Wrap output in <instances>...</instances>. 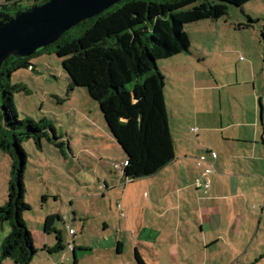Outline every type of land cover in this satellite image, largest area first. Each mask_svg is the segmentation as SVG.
<instances>
[{
  "label": "crops",
  "instance_id": "crops-1",
  "mask_svg": "<svg viewBox=\"0 0 264 264\" xmlns=\"http://www.w3.org/2000/svg\"><path fill=\"white\" fill-rule=\"evenodd\" d=\"M256 13L261 23L264 13ZM202 22L209 23L194 29L200 48L186 26L191 36V53L161 60L160 67L165 77L170 131V108L176 104V112L183 110L181 113L191 120L189 132L195 136L196 148L191 152L189 142L190 147L181 158L173 137L176 159L158 174L130 183L154 179L142 183L145 187L140 185L134 198L135 194L126 193L117 198L115 211L99 213L101 219L95 226L99 233L89 242L83 238L92 227L81 220L77 245L84 255L81 258H89L93 264H138L136 253L146 264H264V31L257 26L239 29L232 21ZM211 62L224 63L228 73L222 72L221 65L216 66L219 72L213 73L209 69ZM207 80L210 90L206 92L203 84ZM203 100L207 101L205 108ZM132 112L127 117H108L128 152L123 151L125 156L120 163H113L114 171L118 170L115 165H124L136 153L141 105L135 104ZM193 128L198 133L194 134ZM203 147L211 151L206 158L216 170L210 175L207 196L195 187V182L204 177L205 165L197 166ZM164 172L169 181L160 183L158 178ZM43 198L46 202L48 197ZM132 209L137 214L130 212ZM78 212L76 209L74 225ZM56 215L62 217L56 211H48L42 217L43 225L47 217ZM66 220L62 217L63 224ZM0 226L1 249L11 228L8 224ZM42 227L45 237H56L55 233L46 234ZM54 229L61 231L57 225ZM32 236L39 250L35 234ZM41 247L50 255L61 253ZM76 251L75 245L74 260Z\"/></svg>",
  "mask_w": 264,
  "mask_h": 264
},
{
  "label": "trees",
  "instance_id": "trees-1",
  "mask_svg": "<svg viewBox=\"0 0 264 264\" xmlns=\"http://www.w3.org/2000/svg\"><path fill=\"white\" fill-rule=\"evenodd\" d=\"M33 1L30 8L49 0ZM253 1L256 0H126L80 23L31 57H11L3 63L0 71V150L10 158L12 169L8 199L0 207V224H8L11 228L0 249V264L7 259L14 264H31L37 254L25 220L30 205L25 200L24 174L28 161L22 145L33 140L41 150L44 139L51 142L48 130L56 142L60 139L52 126L43 124L47 122L45 119L40 123L20 119L13 97L20 91L27 92V88L12 85V75L21 69L33 71L32 58L53 53L62 59L70 91L86 89L107 117L131 116L134 105H141L136 153L124 164L122 172L125 182L133 183L158 174L176 159L165 100V77L158 62L191 53L187 25L225 19L230 7L242 9ZM20 2L6 0L2 3L0 19L13 18L30 9L22 8ZM246 18L247 22L238 24L237 28L251 29L259 23L248 15ZM55 146L62 148L64 143ZM210 153L203 151L201 157ZM59 222L63 223L62 217L56 215L47 217L44 223L46 234H56L52 252L65 251L69 245L64 247L63 231L54 229ZM136 260L138 264H146L137 253Z\"/></svg>",
  "mask_w": 264,
  "mask_h": 264
},
{
  "label": "rangeland",
  "instance_id": "rangeland-1",
  "mask_svg": "<svg viewBox=\"0 0 264 264\" xmlns=\"http://www.w3.org/2000/svg\"><path fill=\"white\" fill-rule=\"evenodd\" d=\"M4 2L6 0H0V5ZM20 5L24 9L30 8L34 5V1L21 0ZM230 9L229 16L220 20L221 23L225 21L227 23L232 21L235 24L247 22L246 15L248 13H251L252 15H248L256 21V12L264 13V0L253 1L242 9L236 7H230ZM262 18L261 23L259 21L254 25L260 31H264V17ZM203 23L209 22L187 25L198 48H200L201 42L195 35L194 29ZM261 40L264 46L263 37ZM30 63L34 68L33 71L21 69L12 75V85H23L27 88V92L20 91L13 97L16 111L20 119L27 118L36 123L45 119L47 122L43 124L52 126L57 137L60 138L56 142L53 133L48 130L51 142L44 139L41 150L36 147L33 140L22 145L28 161L24 174V184L27 189L25 200L30 205V211L25 217L29 230L35 234V239L38 240L36 246L39 248V250L37 249L38 254L31 264H75L73 251L66 246L72 243L77 246L76 264H93L89 258H81L83 254L77 245L81 239V220L84 219V222L89 224L88 228L92 227L89 235L85 234L83 238L89 242L91 237L94 238L99 233L95 228L97 221L101 219L98 216L99 213L115 211L117 198H120L124 193L128 196L135 194L132 196L134 198L140 185L145 187V184L142 183L154 179L138 181L132 185L125 182L121 170L114 171L113 163H120L121 160H124L123 151L128 153L127 148L122 145L121 138L117 136L113 128V121L102 113L99 104L92 100L88 91L84 88H75L74 91H70V82L63 69L61 58L53 53L43 54L32 58ZM211 64L209 69L217 74L219 69L216 66L219 68L221 64L216 65L214 62ZM162 66L163 61H159L158 68L160 69ZM221 68L223 73H228L224 63ZM206 73L210 74L209 71ZM208 82L209 80L203 84L207 88L206 92L210 90ZM167 86L172 97L174 93L170 81L167 82ZM213 92L211 91V93ZM216 95L215 99L213 98L215 104ZM206 105L207 101L203 100L204 108ZM172 107L175 110L170 108L171 132L178 148L176 153L182 158L185 149L190 147L189 142L191 152L194 151L196 139L189 132L191 120L188 115L182 114L183 110L176 112L178 109L176 104H173ZM60 142L64 143V147L57 148L55 145ZM199 159L200 157H198L197 163ZM11 169L10 158L0 150V207L4 206L8 199ZM173 175L175 174L173 173ZM166 176L165 172L159 176L160 183L169 181L165 178ZM110 186L112 189L107 190ZM45 195L48 197L46 202L43 201ZM111 206H113V210L110 209ZM132 206L135 205L132 203ZM76 209L79 214L78 222L74 225L73 217ZM52 210L60 213L63 218H67L65 224L57 223V228L64 233V247L66 246L67 250L50 255L48 252L42 251L43 247L41 246H48L47 248L52 251L57 238L55 235H50L48 238L44 236L42 217ZM130 212L136 213L133 209ZM68 226L74 229L77 235H70L67 231ZM45 238L47 239L45 240ZM42 241L44 243L41 245ZM8 263L14 264L9 259L5 264Z\"/></svg>",
  "mask_w": 264,
  "mask_h": 264
},
{
  "label": "water",
  "instance_id": "water-1",
  "mask_svg": "<svg viewBox=\"0 0 264 264\" xmlns=\"http://www.w3.org/2000/svg\"><path fill=\"white\" fill-rule=\"evenodd\" d=\"M126 0H49L0 19V71L13 58H29L57 42L80 23L99 16Z\"/></svg>",
  "mask_w": 264,
  "mask_h": 264
},
{
  "label": "built area",
  "instance_id": "built-area-1",
  "mask_svg": "<svg viewBox=\"0 0 264 264\" xmlns=\"http://www.w3.org/2000/svg\"><path fill=\"white\" fill-rule=\"evenodd\" d=\"M194 134L198 133V129L197 128H193L191 130ZM203 151L204 152H208L209 150L205 147H203ZM214 157H216L214 155ZM203 165H206L205 166V170H204V177H203V180H197L195 182V187L202 192V194L204 196H207L208 195V192H209V189L211 187V181H210V175L213 174L216 170L214 168V165L212 162H210L205 156L204 157H200L198 163H197V166L198 167H202ZM115 168H117L118 170H121L123 172V168H124V165H115ZM118 209L121 210V206L119 205L118 206ZM121 216L124 217V214L121 213ZM66 218H64L65 220ZM68 231H69V234L74 236L75 235V232L73 229H71L69 226H68ZM74 243L72 244H69L68 245V249L74 251Z\"/></svg>",
  "mask_w": 264,
  "mask_h": 264
}]
</instances>
